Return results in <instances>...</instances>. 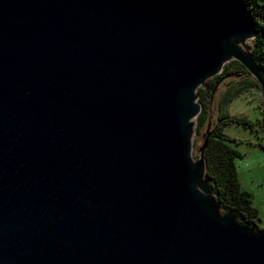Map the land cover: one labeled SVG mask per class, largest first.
Here are the masks:
<instances>
[{"label":"water","instance_id":"obj_1","mask_svg":"<svg viewBox=\"0 0 264 264\" xmlns=\"http://www.w3.org/2000/svg\"><path fill=\"white\" fill-rule=\"evenodd\" d=\"M239 0H0V264H264L193 156L197 88L235 60ZM216 88V87H215Z\"/></svg>","mask_w":264,"mask_h":264},{"label":"trees","instance_id":"obj_2","mask_svg":"<svg viewBox=\"0 0 264 264\" xmlns=\"http://www.w3.org/2000/svg\"><path fill=\"white\" fill-rule=\"evenodd\" d=\"M239 2L246 5L255 26V36L248 44V48L255 62L264 68V0H239ZM225 79H231L237 85H231L233 84L231 81L226 83L230 84L217 100V114L213 121L215 129L209 136L204 150L205 177L210 181L211 189L220 202L222 212H234L240 222L254 225L258 231H263L264 228L258 227L260 217L253 205V196L243 190L237 178L235 160L240 158L241 154L230 145L235 141L221 131L223 125L227 123L245 127L252 125L245 117L231 116L226 111L229 101L242 91L250 88L260 89L258 82L247 72L243 64L230 60L224 64L219 74L209 78L197 88V101L201 104V112L196 117L195 133L202 134L205 131L212 94ZM262 103L264 106L263 101Z\"/></svg>","mask_w":264,"mask_h":264},{"label":"rangeland","instance_id":"obj_3","mask_svg":"<svg viewBox=\"0 0 264 264\" xmlns=\"http://www.w3.org/2000/svg\"><path fill=\"white\" fill-rule=\"evenodd\" d=\"M230 81L231 79H225L215 91L212 114H210L212 121L217 114V100L230 84L226 83ZM232 83L233 86L237 85ZM262 101L260 89L250 88L242 91L229 101L226 111L231 116L245 117L252 125L245 127L240 124L227 123L221 129L223 134L235 141L230 145L241 154V157L235 160L237 178L243 190L253 196V205L260 217L258 222L260 229L264 228V106ZM193 140V156L197 158V147L202 143L201 134L195 133Z\"/></svg>","mask_w":264,"mask_h":264}]
</instances>
